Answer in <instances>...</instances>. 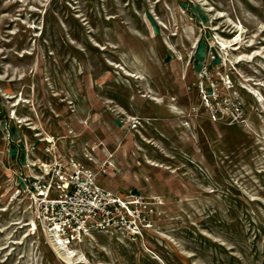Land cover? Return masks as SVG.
<instances>
[{
    "label": "rangeland",
    "instance_id": "rangeland-1",
    "mask_svg": "<svg viewBox=\"0 0 264 264\" xmlns=\"http://www.w3.org/2000/svg\"><path fill=\"white\" fill-rule=\"evenodd\" d=\"M56 161L152 228L55 246ZM0 264H264V0H0Z\"/></svg>",
    "mask_w": 264,
    "mask_h": 264
},
{
    "label": "built area",
    "instance_id": "built-area-1",
    "mask_svg": "<svg viewBox=\"0 0 264 264\" xmlns=\"http://www.w3.org/2000/svg\"><path fill=\"white\" fill-rule=\"evenodd\" d=\"M28 188L34 191V230L40 229L55 246L67 250L96 233L140 239L160 214L156 210L161 205L159 199L147 200L133 193L121 197L104 189L91 170L75 162L56 161L39 180H28Z\"/></svg>",
    "mask_w": 264,
    "mask_h": 264
},
{
    "label": "bare ground",
    "instance_id": "bare-ground-1",
    "mask_svg": "<svg viewBox=\"0 0 264 264\" xmlns=\"http://www.w3.org/2000/svg\"><path fill=\"white\" fill-rule=\"evenodd\" d=\"M34 225V224H33ZM63 247V246H62Z\"/></svg>",
    "mask_w": 264,
    "mask_h": 264
}]
</instances>
